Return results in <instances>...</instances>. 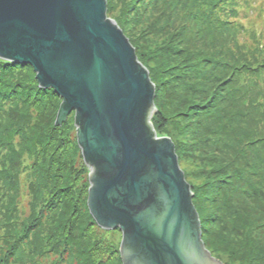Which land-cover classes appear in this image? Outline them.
Returning a JSON list of instances; mask_svg holds the SVG:
<instances>
[{
  "label": "trees",
  "instance_id": "1",
  "mask_svg": "<svg viewBox=\"0 0 264 264\" xmlns=\"http://www.w3.org/2000/svg\"><path fill=\"white\" fill-rule=\"evenodd\" d=\"M117 6L156 87L153 126L194 168L205 245L224 264H264V0ZM61 100L0 58V264H124L121 231L88 207L75 113L55 125Z\"/></svg>",
  "mask_w": 264,
  "mask_h": 264
},
{
  "label": "water",
  "instance_id": "2",
  "mask_svg": "<svg viewBox=\"0 0 264 264\" xmlns=\"http://www.w3.org/2000/svg\"><path fill=\"white\" fill-rule=\"evenodd\" d=\"M107 0H0V58L29 64L75 113L88 207L122 233L124 264H224L202 239L175 143L158 136L156 87Z\"/></svg>",
  "mask_w": 264,
  "mask_h": 264
},
{
  "label": "rangeland",
  "instance_id": "3",
  "mask_svg": "<svg viewBox=\"0 0 264 264\" xmlns=\"http://www.w3.org/2000/svg\"><path fill=\"white\" fill-rule=\"evenodd\" d=\"M110 1V3H111V5H113L114 4V9L113 10H111L110 11V13L109 14H107L108 15V17H110V18H112V19H114L116 22H118L117 21V15L119 16L120 15V13L123 11V8H121V6H117V0H115V2H114V0H109ZM113 8V7H112ZM121 19V22H123V24L121 25L120 23H117V24H119L120 25V28H122L123 29V32L125 33V35L128 37V39H129V41L132 43H134V42H137V35H139V33H137V32H130L128 29H127V26L126 27H123L124 26V24H125V20L124 19H122V18H120ZM135 38H136V40H135ZM133 39L135 40V41H133ZM132 43V44H133ZM61 103H62V100H61ZM61 103H60V106H61ZM59 109H60V107H59ZM59 109H58V111H59ZM58 111H57V114H58ZM70 116V115H69ZM69 116L67 117V119L69 118ZM56 119H57V117H56ZM67 121V120H66ZM65 121V122H66ZM74 123H75V115H74ZM64 124V123H63ZM55 125H56V121H55ZM157 132V131H156ZM157 134H158V132H157ZM158 136H160L159 134H158ZM172 139V138H171ZM181 169L186 173V176H187V181L190 183V185H193V184H196V181L193 179V177H189L188 175H187V172H191L192 170H194V168H193V166L191 165V164H189V163H181ZM192 188V187H191ZM122 237V236H121ZM203 239V238H202ZM121 240H122V238H121ZM205 244V243H204ZM205 247L207 248V246L205 245ZM208 249V248H207ZM209 250V249H208ZM210 251V250H209ZM212 255H214V254H212Z\"/></svg>",
  "mask_w": 264,
  "mask_h": 264
},
{
  "label": "flooded vegetation",
  "instance_id": "4",
  "mask_svg": "<svg viewBox=\"0 0 264 264\" xmlns=\"http://www.w3.org/2000/svg\"><path fill=\"white\" fill-rule=\"evenodd\" d=\"M212 256H214V255H212ZM215 257V256H214ZM217 258V257H216Z\"/></svg>",
  "mask_w": 264,
  "mask_h": 264
}]
</instances>
